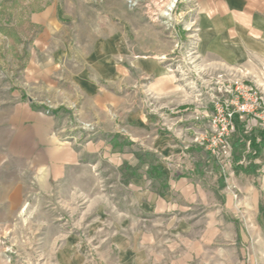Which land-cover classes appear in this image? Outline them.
<instances>
[{"label": "rangeland", "instance_id": "1", "mask_svg": "<svg viewBox=\"0 0 264 264\" xmlns=\"http://www.w3.org/2000/svg\"><path fill=\"white\" fill-rule=\"evenodd\" d=\"M170 1L0 0V199L21 183L19 211L0 200V264H264V164L246 172L248 138L264 133V47L221 52L197 0ZM49 6L54 19L31 21ZM77 77L95 79L92 96ZM242 95L254 113L215 156V105ZM27 109L71 147L62 181L22 157L19 172L3 165L18 126L39 130ZM177 145L187 167L164 157Z\"/></svg>", "mask_w": 264, "mask_h": 264}, {"label": "crops", "instance_id": "2", "mask_svg": "<svg viewBox=\"0 0 264 264\" xmlns=\"http://www.w3.org/2000/svg\"><path fill=\"white\" fill-rule=\"evenodd\" d=\"M197 3V15L199 19L197 22L203 30L201 36L202 38L207 37L209 41L214 40L213 38L215 37V40H218L220 43L221 52L227 54V52H230L228 49L236 48L234 46H237V48L241 46L243 52L250 51L253 50L251 48H254V44L256 43L262 44L264 47V0H197ZM53 10L54 9L49 6L41 11L35 12L31 16V21L37 24H45L48 20L54 19ZM99 78L102 80L111 79L113 78V73L108 71L106 73H99ZM77 82L78 87L91 96L92 90H95L98 86L95 79L91 77H77ZM27 110L28 112L26 115L29 114V117L35 120L37 116L35 114L32 115L30 109ZM18 115L14 118L19 120L21 117ZM43 124V121H36L35 126L38 127V131L36 129L30 130L18 126L17 131L12 133V140L9 147H7L8 152L3 154L2 162L5 167H9V165L12 164L11 170L19 172L20 168L14 163L13 157L17 160L22 157L27 162L25 167L27 172H31L32 174V171L34 172L35 170V174L37 175L40 174L52 177V174L59 170V174H57L55 178L62 181L68 169L67 167H73L75 164L73 162L74 154L71 151V147L68 145L53 144V137L49 134L50 130L46 128V123ZM42 144H47L48 149L46 148L44 152H37L36 147ZM154 150L159 153V150H161L162 152L160 154L166 151L165 148H161L157 145ZM43 154H45L46 157H44ZM184 154L181 146L177 145L171 152L167 154L164 153V157L167 155H172L173 158L177 157V164L180 166L183 162L184 166H182L187 167V162L184 161L187 160V158L181 159ZM257 159L264 164V148H262L261 154ZM13 163L15 165H13ZM36 163H38V165ZM172 180L173 179H169L167 181L171 188L174 187L171 183ZM192 181L193 182L190 183L191 185L197 186L200 184L199 180ZM29 184L28 182L27 185ZM5 185L16 186L18 188H16L11 195L8 193L5 194L3 198L0 199L1 202L5 203L6 209H15V211H19L21 205L19 187L21 183L12 179L10 182L5 181Z\"/></svg>", "mask_w": 264, "mask_h": 264}, {"label": "built area", "instance_id": "3", "mask_svg": "<svg viewBox=\"0 0 264 264\" xmlns=\"http://www.w3.org/2000/svg\"><path fill=\"white\" fill-rule=\"evenodd\" d=\"M230 104L232 106L234 105L235 108L231 109V107H228L226 104L224 105L223 102L216 103L215 112L211 118L212 135H210L209 146L211 148L212 154L215 156H218L219 153H222V155H227L225 150L226 138L234 131L235 128L233 114L237 113L239 117L245 113L253 114L256 106L254 102H251L244 95L233 101L231 100ZM201 138H198V142L203 144V137Z\"/></svg>", "mask_w": 264, "mask_h": 264}, {"label": "trees", "instance_id": "4", "mask_svg": "<svg viewBox=\"0 0 264 264\" xmlns=\"http://www.w3.org/2000/svg\"><path fill=\"white\" fill-rule=\"evenodd\" d=\"M233 122H234V125L235 127L239 128V134L240 136L243 137V134H244V128H243V124L240 122L239 120V115L237 113L233 114ZM241 128V129H240ZM263 135L261 136V139L260 140H257L256 137L254 136H251L249 137V147L251 148V150H253V154L251 155V158H252V164L250 166V169L246 170V172H252V168H255L256 167V163L254 162V160L256 158H258V156L261 154V151H262V144H263V139H264V133H262ZM155 169H157V175L159 177L163 176V173L161 171V168L156 166L154 167Z\"/></svg>", "mask_w": 264, "mask_h": 264}, {"label": "bare ground", "instance_id": "5", "mask_svg": "<svg viewBox=\"0 0 264 264\" xmlns=\"http://www.w3.org/2000/svg\"><path fill=\"white\" fill-rule=\"evenodd\" d=\"M175 0H171L167 6L168 10H171L174 5Z\"/></svg>", "mask_w": 264, "mask_h": 264}]
</instances>
